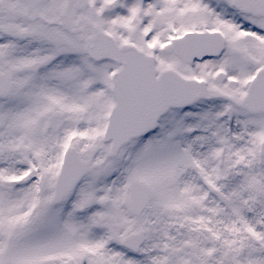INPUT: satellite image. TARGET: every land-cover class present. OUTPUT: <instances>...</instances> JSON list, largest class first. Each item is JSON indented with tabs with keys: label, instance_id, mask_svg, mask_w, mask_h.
Returning a JSON list of instances; mask_svg holds the SVG:
<instances>
[{
	"label": "snow or ice",
	"instance_id": "snow-or-ice-1",
	"mask_svg": "<svg viewBox=\"0 0 264 264\" xmlns=\"http://www.w3.org/2000/svg\"><path fill=\"white\" fill-rule=\"evenodd\" d=\"M0 264H264V0H0Z\"/></svg>",
	"mask_w": 264,
	"mask_h": 264
}]
</instances>
